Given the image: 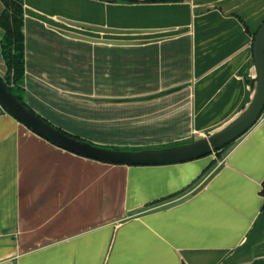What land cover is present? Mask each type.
Here are the masks:
<instances>
[{"label": "crops", "instance_id": "obj_1", "mask_svg": "<svg viewBox=\"0 0 264 264\" xmlns=\"http://www.w3.org/2000/svg\"><path fill=\"white\" fill-rule=\"evenodd\" d=\"M263 22L264 0H24L25 100L99 145L206 137L253 99ZM138 114L148 115L151 145L106 132ZM212 159L99 162L0 105V264H264V112L210 168Z\"/></svg>", "mask_w": 264, "mask_h": 264}, {"label": "water", "instance_id": "obj_2", "mask_svg": "<svg viewBox=\"0 0 264 264\" xmlns=\"http://www.w3.org/2000/svg\"><path fill=\"white\" fill-rule=\"evenodd\" d=\"M117 3L118 0H106ZM70 24L93 31L123 34L140 30L100 28L81 22ZM69 35L95 41L97 39L77 34ZM111 44H130L133 41L106 40ZM136 43V42H135ZM253 58L257 76L255 92L251 103L233 121L206 137L192 138L189 141L160 147L115 148L95 144L84 138L72 136L46 120L34 109L24 105L0 79V105L14 118L34 133L52 144L71 153L116 165L149 166L183 163L199 159L218 151L245 135L260 119L264 112V22L258 29L253 42ZM175 91V89L171 90ZM145 100L147 98H138Z\"/></svg>", "mask_w": 264, "mask_h": 264}, {"label": "trees", "instance_id": "obj_3", "mask_svg": "<svg viewBox=\"0 0 264 264\" xmlns=\"http://www.w3.org/2000/svg\"><path fill=\"white\" fill-rule=\"evenodd\" d=\"M118 1L124 3H137V2L177 3V2H182L184 0H118ZM0 2L4 6L3 11L0 13V30L2 32V36L0 39V51L6 65L5 76L3 77L0 76V79L24 105H26L28 108H31L25 100L26 99L25 98V37L23 31L24 0H0ZM75 137L81 138L78 136ZM231 144L215 152L220 153L226 150L228 147H230ZM261 195L264 199V182L262 184ZM262 208L264 209V202Z\"/></svg>", "mask_w": 264, "mask_h": 264}, {"label": "rangeland", "instance_id": "obj_4", "mask_svg": "<svg viewBox=\"0 0 264 264\" xmlns=\"http://www.w3.org/2000/svg\"><path fill=\"white\" fill-rule=\"evenodd\" d=\"M3 4L0 2V13L3 11ZM6 73V65L5 62L3 60V57L1 55V51H0V76H5ZM44 117V116H43ZM121 118H118L117 120H112L109 123V128L106 129V132H110L114 135V137L116 138H121V139H125L126 141H128L130 144H135V145H151L150 143V136H149V122H148V115H143V114H138L137 116H130L131 118L128 117H124L120 116ZM56 119V118H54ZM50 121V120H49ZM52 124H54L57 127V124H55V122L50 121ZM61 129H63L64 131L70 133V134H80V133H84L83 130L77 128L76 123L75 122H65L64 123V127H60ZM76 135V136H77ZM82 135V134H81ZM80 137V136H78ZM85 138V137H82ZM98 140H109V136H98L97 137ZM88 140L92 139V138H87ZM169 142L172 144L175 143H180L179 141H175L172 140V138ZM240 139V138H239ZM238 139V140H239ZM190 139L186 140L189 141ZM234 141L230 147H228L226 150L217 153V152H213L212 154L208 155L210 156L212 159V164L210 166L213 167L218 160H221L224 155L230 150V148H232L235 143L238 141ZM174 141V142H173ZM183 142V141H181ZM185 142V141H184ZM169 144V145H172ZM161 146H167V145H161ZM116 147V146H113ZM146 147H160V146H145V147H136V146H131V148H146ZM117 148H129V147H117ZM208 168V169H210Z\"/></svg>", "mask_w": 264, "mask_h": 264}]
</instances>
